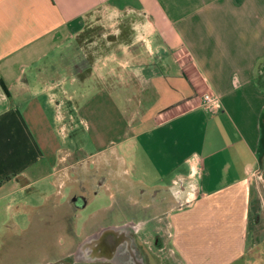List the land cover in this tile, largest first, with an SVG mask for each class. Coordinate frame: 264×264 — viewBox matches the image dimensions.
I'll return each instance as SVG.
<instances>
[{"label":"crops","instance_id":"1","mask_svg":"<svg viewBox=\"0 0 264 264\" xmlns=\"http://www.w3.org/2000/svg\"><path fill=\"white\" fill-rule=\"evenodd\" d=\"M108 17L111 50L68 69V46ZM118 200L141 216L107 221ZM61 206L80 264H148L135 237L152 231L161 262L253 264L264 0H0V250Z\"/></svg>","mask_w":264,"mask_h":264},{"label":"rangeland","instance_id":"2","mask_svg":"<svg viewBox=\"0 0 264 264\" xmlns=\"http://www.w3.org/2000/svg\"><path fill=\"white\" fill-rule=\"evenodd\" d=\"M107 21L104 19H99L94 24H91L89 30L81 34L78 38H75L66 49L67 53V64L70 65L68 69H72L74 73L78 72L85 66L91 67V62L94 56H97L99 53L109 52L113 46L112 37L119 34H108L110 29H106L103 26L106 22H113V19L107 18ZM103 24V25H102ZM112 28H118L117 24H111ZM121 33L124 31L123 28H120ZM71 60V64L69 63ZM73 106H71V109ZM73 115V114H71ZM75 156H69L61 160L60 166H64L69 163ZM262 183V182H261ZM260 186L262 187V184ZM120 200V199H119ZM119 200L115 203L114 207L124 206L125 210L119 212L114 217H109L110 222H123L125 216H141V206L138 204L135 211H133V204H119ZM110 201V197L107 195L97 196L93 205L89 206L88 209L94 208L99 205L107 204ZM138 203V202H137ZM66 206H61L54 215L52 219V225L50 227H42L40 230H36L34 227L22 232L21 236L16 234L11 235L2 246L0 250V264H80L81 257L80 252L74 250L77 248V243L81 241V235H74L71 230L68 229L74 223H79L78 218H72V221L66 222L64 216L70 217L69 210ZM87 209V210H88ZM261 212H263L261 210ZM255 217V216H254ZM256 221V222H255ZM137 223V220H133ZM161 220H153V223L156 226L159 225ZM135 223H132L130 227H133ZM158 224V225H157ZM67 225V226H66ZM252 226L254 227L253 241L258 243L264 239V213L256 214L254 221H252ZM6 238V239H7ZM132 238V237H131ZM137 239V245L141 247L142 256H140L144 263L152 261L154 264H170V262H161L162 256H167L170 259V255L167 253V248H164V239L163 234L160 236H155V233L147 232L146 235H140L135 237ZM134 241V237L132 238ZM156 239H158L159 245H156ZM136 241V240H135ZM7 242L9 245H7ZM264 246L260 247V253L252 254L250 257L253 264H264V257L262 251ZM255 251L257 248L255 247ZM63 261V262H62ZM67 261V262H65Z\"/></svg>","mask_w":264,"mask_h":264},{"label":"built area","instance_id":"3","mask_svg":"<svg viewBox=\"0 0 264 264\" xmlns=\"http://www.w3.org/2000/svg\"><path fill=\"white\" fill-rule=\"evenodd\" d=\"M202 104L209 112H216L221 109L218 96L213 92H204L202 94Z\"/></svg>","mask_w":264,"mask_h":264}]
</instances>
